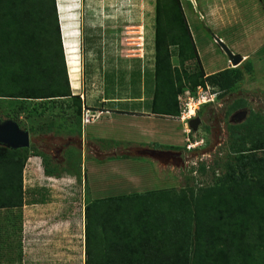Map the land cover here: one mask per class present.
Masks as SVG:
<instances>
[{
  "label": "rangeland",
  "instance_id": "rangeland-1",
  "mask_svg": "<svg viewBox=\"0 0 264 264\" xmlns=\"http://www.w3.org/2000/svg\"><path fill=\"white\" fill-rule=\"evenodd\" d=\"M56 1L63 43L66 44L67 35L74 46L73 61L69 64L65 45V60L72 89H78L79 78L77 16L82 23L94 17L107 27L105 34L101 33L95 40L105 47L103 57L98 61L96 56L81 55L83 63L84 58H88V64L90 63V68L85 69V72L88 69L87 76L85 73L87 85L79 92L83 100L81 117L89 112L97 115L93 113L94 109L100 110V116L90 121L84 119L81 132H78L74 122L77 118L70 115L73 108L64 114L58 104L50 105L43 117L34 114L29 116L28 109L15 114L14 120L20 127L30 124L44 126L39 128L40 131L33 138L37 148L30 152L36 156L37 162L32 160L24 165L23 205L0 209V264H84V206L88 200L112 193L135 191V188L148 190L154 187L152 190H155L166 182L174 181L178 182V187L212 185L215 178L224 175L228 177L238 168L237 157L241 155V150L232 146V127L249 118L256 120V116L260 118L261 125L264 124V77L261 72H249L235 89L222 90L214 85L219 94L215 100L203 104L199 108L201 110L196 111L195 116L201 119L197 130H192L188 121L187 125L185 122L174 121L173 131L177 136L183 138L185 135L191 139L203 140L196 149L187 150L186 142L178 148H169L165 143V136L169 133L163 124L160 134L147 135L150 140L127 131L128 128L121 129L120 125L112 132L103 134L106 139L91 137L90 131L96 133L91 124L105 121L102 102L96 101L101 100L104 95L108 97V89L119 92L121 97L126 98L143 95V102L121 101L120 105L124 108L121 107V112L124 114L142 115L151 103L155 86L153 53L156 0ZM190 2L192 9L188 6V0H185V9L192 28L194 27L204 68L206 71L220 68L227 55L216 38L232 31L233 37L227 40L230 44H236L237 26L229 27L225 32V29H217V33L211 31L200 14H197L198 18L193 16L196 14L193 11L196 7L194 0ZM193 17L195 23H192ZM197 28L206 29L204 35L198 33ZM228 42L224 43L229 45ZM239 42L244 41L240 40L238 44ZM101 62L103 65L98 64ZM0 76L4 78L3 75ZM0 86V90L7 93L23 88L19 83H12L9 78ZM189 91L191 94L196 93L198 87L194 92ZM86 92L90 99L84 100L82 93ZM187 94L184 92L178 95L180 106ZM10 99H0L1 121L9 118L6 112L11 109ZM27 105L32 106V101H28ZM130 106H134L131 111H125ZM85 109L91 110L84 114ZM242 113L244 114L240 115ZM45 122L51 124L47 126ZM105 123L102 126H106ZM185 128L187 131L183 132ZM125 136L134 139L127 137V140ZM153 145H157L160 151L149 149ZM251 145L249 139L244 143L243 150L248 151ZM35 153H43L50 165L55 166L54 175L46 174L43 155ZM256 153L264 155L261 149H256ZM43 195L44 203H29L34 197L40 198ZM160 196L162 195L159 194ZM153 198L154 195H148L130 201L136 206L138 200L148 201ZM167 206L165 210L169 209ZM134 210L141 216L139 204Z\"/></svg>",
  "mask_w": 264,
  "mask_h": 264
},
{
  "label": "trees",
  "instance_id": "trees-1",
  "mask_svg": "<svg viewBox=\"0 0 264 264\" xmlns=\"http://www.w3.org/2000/svg\"><path fill=\"white\" fill-rule=\"evenodd\" d=\"M156 9L153 114L179 116L178 95L186 90L194 92L207 81L222 90L235 89L254 73L247 59L205 76L181 0H156ZM175 54L182 65H173ZM0 75V85L9 78L23 87L22 92L0 90V99L11 98L9 118L27 109L29 116L43 117L58 104L64 114L73 108L70 115L81 132L83 100L72 92L56 0H0ZM28 101L33 105L28 107ZM41 126H21L29 130V147L0 145V209L24 203L23 169L37 148L33 138ZM231 137L232 146L241 150L238 168L212 185L148 191L155 198L138 200L141 216L130 201L141 198L88 200L84 264H264V155L256 153L264 152V124L257 116L249 118L232 127ZM249 139L251 148L243 150ZM35 154L43 155L46 174L54 175L55 166L43 153ZM31 202L44 203L45 196ZM124 223L123 230L113 227Z\"/></svg>",
  "mask_w": 264,
  "mask_h": 264
},
{
  "label": "crops",
  "instance_id": "crops-1",
  "mask_svg": "<svg viewBox=\"0 0 264 264\" xmlns=\"http://www.w3.org/2000/svg\"><path fill=\"white\" fill-rule=\"evenodd\" d=\"M190 4L191 2L190 0H188V6L189 8L192 9V5ZM181 5L183 8L188 26L190 28L193 40L195 42L197 52L199 55V60L204 69L205 76L211 73L217 72L221 69L227 68V67H231V66L234 67L228 55L226 54L227 57L224 60L223 64L220 66V68H217L211 71L205 70L202 60L200 58V51H199V46L197 43L196 34L194 32V27L192 28L190 19L185 9L186 7L185 0H181ZM194 6L196 8L195 10L193 9V11L196 14L193 16H196L197 18L200 16L201 19H203L204 22L207 23L206 25L209 27V29L215 33H217V29H225L224 30L225 32L227 28L229 27L235 28L237 26L238 37L236 38L237 39L236 44H230L227 40L229 37H233L232 31H227L226 36L220 35L218 38H220L223 42H228L229 45L227 44V46H229L234 53L241 55L242 60L240 64L247 59L250 60L254 73L261 72V75L263 74L262 76L264 77V9H263L261 1L260 0H194ZM197 14H200V15L198 16ZM77 20H78L77 29H78L79 38H78V43H77L78 45L76 48V52L78 54L79 78L77 82L78 89L76 90L72 89L73 90L72 92L74 94H78L80 90L82 89V87L85 89L87 85L86 80H85V73L87 76L88 69L86 72H85V69L90 66V63L88 64V61H87L88 58L86 59L84 58V63H83V60L81 59V55L86 54L88 57L90 55L91 57L96 56V59H98V61L103 57V55L105 54V47L103 46V43L101 45L100 43H96L95 40L97 39L96 37L101 36V33L105 34L106 28H107L105 24L103 23L101 24L99 22V19H95L94 17L84 23H82L81 18L78 16H77ZM192 23H195V17H193ZM60 26H61V23H60ZM197 31L198 33H201V35H204L203 33L206 32V29L197 28ZM61 34H62V31H61ZM62 40H63V36H62ZM240 40L244 42H239L238 44V41ZM64 52H65V57H66L65 45H64ZM153 54H154L153 58L155 59V50ZM172 62L174 66H180L184 63L181 56L177 54L172 56ZM98 64L103 65L102 62ZM110 87L112 88L111 84H110ZM107 93H108V97L104 95L101 98V100L96 101L97 103H99L100 101L102 102L101 106L105 110V111L103 110L104 113L102 116H104L103 117L104 119L103 118L102 119L105 120L103 123L106 122L105 124L107 125L102 126L103 123H101L102 122L101 120L91 124V125H94L93 126L94 130H96L95 131L96 133H92L93 131H90L91 137H102L103 139H106L107 137L105 138L103 134H105L106 132L108 133L112 132L120 125L121 129L125 130L126 128H128L127 131L138 133V135H140L141 137H144L146 140H150V137H147V135L151 136V135L158 134V133L160 134L161 133L160 127L163 124L162 126H164V128H166L169 133L168 135L165 136L166 137L165 143L168 145L169 148H173V147L178 148L182 146L184 142H186L185 135L183 138H181L177 136V133L173 131L175 129L174 128L175 120H178L182 123L184 122L183 120L179 118V116L156 115L152 113L151 105H152L153 94H151L152 97H151L150 105L144 109V114L128 115V114H124L121 112L122 106L120 105V102L121 101L130 102L131 100L133 102L140 101V100H141L140 102H143V99H144L143 95L142 96H137V95L129 96L128 98H126V97H121L119 95L120 94L119 92H115L114 90L109 91V89ZM82 94H84V100L90 99V96L87 92L82 93ZM97 106H100V105H97ZM131 107H134V106L128 107V109H125V111H128V112L131 111ZM186 131L187 130L185 128L183 132H186ZM170 132H173V133L170 134ZM125 137L127 138L128 136H125ZM128 138L134 139L131 136ZM150 147L151 148L149 149L151 150L154 149V150L160 151L158 147L155 145L150 146ZM32 160L36 163L37 162L36 156L34 155L29 156L26 162H30ZM26 164L29 165V163H26ZM178 186L179 185L177 181L170 182V183L166 182L165 184L160 185L158 189L168 188V187H178ZM153 188L154 187L148 190H140V189L135 188L134 189L135 191L131 190V191L120 192V193H115V194L112 193V194H109L103 197H99V199L117 197L121 195H127V196L129 195V196H133L134 198H142L144 196H147L148 191L152 190ZM31 203H41V202H31ZM115 219L119 220L120 218L117 217ZM127 225L128 224L124 223L121 225H113V227L117 226L118 228L120 227V229L123 230L125 227H127Z\"/></svg>",
  "mask_w": 264,
  "mask_h": 264
},
{
  "label": "water",
  "instance_id": "water-1",
  "mask_svg": "<svg viewBox=\"0 0 264 264\" xmlns=\"http://www.w3.org/2000/svg\"><path fill=\"white\" fill-rule=\"evenodd\" d=\"M216 41L228 55L234 66L240 64L242 57L234 53L220 38ZM244 113L240 114L243 115ZM201 119L195 116L189 120V126L192 130H197ZM0 144L6 145L12 149L24 148L30 146V133L28 129L20 127L17 121L12 118L0 120Z\"/></svg>",
  "mask_w": 264,
  "mask_h": 264
},
{
  "label": "built area",
  "instance_id": "built-area-1",
  "mask_svg": "<svg viewBox=\"0 0 264 264\" xmlns=\"http://www.w3.org/2000/svg\"><path fill=\"white\" fill-rule=\"evenodd\" d=\"M189 90H186L185 93L187 96L185 97V101L183 104L181 103V112L179 115V118L185 122V125L189 123V120L193 117H195L196 111L199 110L200 106L204 103L211 102L217 98V95L219 94V91L215 89V86L209 84L208 82H205V85H199L198 91L196 93H189ZM91 109H85V112L90 111ZM93 113H97V115H93L92 112H89L88 115H82V125L84 124V121H90L94 120L96 116L100 113V110H95ZM85 119V120H84ZM188 121V123H187ZM190 130V129H188ZM190 131H188L189 133ZM203 140H197V139H191L189 136L186 137V148L187 150H193L196 149L197 146H199Z\"/></svg>",
  "mask_w": 264,
  "mask_h": 264
},
{
  "label": "bare ground",
  "instance_id": "bare-ground-1",
  "mask_svg": "<svg viewBox=\"0 0 264 264\" xmlns=\"http://www.w3.org/2000/svg\"><path fill=\"white\" fill-rule=\"evenodd\" d=\"M65 29H66V27H65ZM70 36V35H69ZM66 38H67V40H66V48H67V55H68V58H67V60L69 61V64H71L72 63V59H73V54H74V52H73V50H72V48L74 47L73 45H72V41H69V39H68V36L66 35ZM204 104H206V103H204ZM203 105V104H202ZM201 105V106H202ZM200 106V107H201Z\"/></svg>",
  "mask_w": 264,
  "mask_h": 264
}]
</instances>
